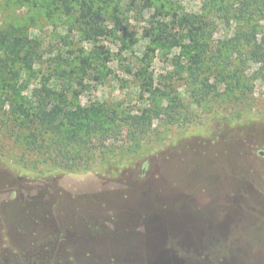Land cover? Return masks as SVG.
I'll list each match as a JSON object with an SVG mask.
<instances>
[{"label": "rangeland", "instance_id": "374dc122", "mask_svg": "<svg viewBox=\"0 0 264 264\" xmlns=\"http://www.w3.org/2000/svg\"><path fill=\"white\" fill-rule=\"evenodd\" d=\"M88 9L104 19L95 39ZM254 26L260 41L264 0H0V264H74V252L86 264L91 250L181 256L187 234L223 238L202 243L212 264H264V63L243 37ZM9 32L30 40L14 60ZM43 83L67 92L70 109L114 113L93 138L97 170L67 171L28 146ZM135 151L145 170L100 166ZM81 153L84 168L91 150Z\"/></svg>", "mask_w": 264, "mask_h": 264}, {"label": "trees", "instance_id": "16d2710c", "mask_svg": "<svg viewBox=\"0 0 264 264\" xmlns=\"http://www.w3.org/2000/svg\"><path fill=\"white\" fill-rule=\"evenodd\" d=\"M261 0H253V3L259 2ZM243 6H239L241 13L247 11L250 8L251 3H245L242 1ZM84 23L87 25L85 29V36L88 39H95L99 37L104 29L102 28V21H104L100 13L96 14L91 9L85 10L84 12ZM194 19H188V23L192 22ZM259 27V26H258ZM258 27L254 26L252 31L243 35L249 48L251 49V56L253 59L264 63V36L259 41ZM160 29H166L161 27ZM166 39L165 36H161ZM191 41L197 39V33L189 31L188 34ZM30 42L26 37L13 36L12 32L8 35L3 36V42L5 43L6 52H11V60L19 57L22 50ZM208 49L204 48L202 54H206ZM202 54H195V61L198 65L202 60ZM33 98L35 101V111L29 115V128L33 129L34 132L31 133V141L27 142L28 146L32 145L33 149L39 151H44L50 154V158L55 161L59 167L64 168L67 171H78V170H97L98 167L93 163L94 153L92 152L95 141H93L96 136L95 132H100L107 125V120L105 122L102 119L105 116L107 119L114 120L116 117H112L114 113L106 114V109L101 106L96 108H83L81 105H77L73 109H70V101L68 99L67 92H57L51 85L43 83L40 88H36L33 92ZM30 106V104H29ZM114 112V111H112ZM131 125L137 124L136 130H140V134L147 135L149 132L148 124H143L141 122L131 121ZM140 126V127H139ZM85 133V135H82ZM137 131L135 134V141L139 146L140 140L137 137ZM79 148L75 153L73 148ZM88 148L91 150V155L87 157L88 162L84 168H80L81 160L84 158L81 153V149ZM30 148V147H29ZM34 149V150H35ZM138 151V150H136ZM132 152L130 155H126L123 159H103L100 164L101 168H107L110 176L115 177L118 173H124L128 168L139 167L141 165V170H145L148 167L147 162H141L143 157H140V152ZM92 162V164H91ZM99 172V171H98ZM143 177V175H140ZM237 181L233 184L236 189L232 197H239V188L242 185V178L237 177ZM17 199V198H16ZM232 205L235 204L231 199ZM15 203V202H13ZM22 203V202H21ZM231 205V207H232ZM237 207V206H235ZM232 211L230 212V214ZM1 214V213H0ZM6 215L4 212L3 219ZM1 218V216H0ZM162 217L154 215L151 213L148 217L149 225L154 227L155 231H160V227L163 224ZM2 224H4L2 222ZM159 239V235H156ZM223 238H208L207 242L204 243L198 236L193 237L189 234L185 235L180 239V245L185 251L186 255H175V254H163L156 251H151L148 253H136L133 251H125L124 253H116L111 251H90L84 256L86 264H212L213 256L207 253L208 251L201 252L205 244L213 249L212 245L222 242ZM203 243V244H202ZM158 244V243H156ZM212 251V250H211ZM82 254L79 252H74L73 255H69L68 263L74 262V264H83L81 262ZM202 259V260H201ZM225 264H231L227 262L226 258L222 259ZM54 261V260H53ZM53 264H62L61 262Z\"/></svg>", "mask_w": 264, "mask_h": 264}]
</instances>
